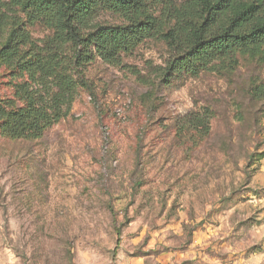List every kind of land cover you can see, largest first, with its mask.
Wrapping results in <instances>:
<instances>
[{"label":"rangeland","instance_id":"1","mask_svg":"<svg viewBox=\"0 0 264 264\" xmlns=\"http://www.w3.org/2000/svg\"><path fill=\"white\" fill-rule=\"evenodd\" d=\"M174 55L149 38L97 57L41 138L0 134V264H264V48L198 74L169 71ZM17 81L0 66V97Z\"/></svg>","mask_w":264,"mask_h":264},{"label":"trees","instance_id":"2","mask_svg":"<svg viewBox=\"0 0 264 264\" xmlns=\"http://www.w3.org/2000/svg\"><path fill=\"white\" fill-rule=\"evenodd\" d=\"M103 11L126 23H98ZM35 25L51 30L42 46L33 41ZM149 38L174 49L171 72L231 66L237 52L264 48V0H0V66L18 80L12 96L0 97V134L41 138L68 116L87 84V64L98 57L120 65L122 54ZM181 124L211 130L209 112H190Z\"/></svg>","mask_w":264,"mask_h":264}]
</instances>
